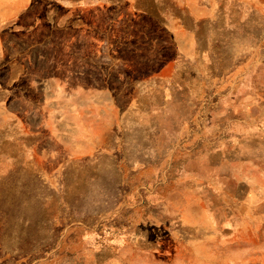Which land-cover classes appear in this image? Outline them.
<instances>
[{"label":"rangeland","instance_id":"obj_1","mask_svg":"<svg viewBox=\"0 0 264 264\" xmlns=\"http://www.w3.org/2000/svg\"><path fill=\"white\" fill-rule=\"evenodd\" d=\"M0 264H264V0H0Z\"/></svg>","mask_w":264,"mask_h":264},{"label":"crops","instance_id":"obj_2","mask_svg":"<svg viewBox=\"0 0 264 264\" xmlns=\"http://www.w3.org/2000/svg\"><path fill=\"white\" fill-rule=\"evenodd\" d=\"M67 4L70 5V6H73V4H71V3H67ZM26 9H27V5L20 4L19 7H16L15 9H13V12H12L13 14L10 13L11 18L8 21L11 22L12 19L14 20L16 18L17 21H20V23L22 24L24 19L25 20L27 19L26 16H28V15H26V16L22 17V15L27 14V12L24 13V10L26 11ZM35 18H37L36 20L38 21V17H35Z\"/></svg>","mask_w":264,"mask_h":264},{"label":"trees","instance_id":"obj_3","mask_svg":"<svg viewBox=\"0 0 264 264\" xmlns=\"http://www.w3.org/2000/svg\"><path fill=\"white\" fill-rule=\"evenodd\" d=\"M253 169H255V168H253Z\"/></svg>","mask_w":264,"mask_h":264}]
</instances>
